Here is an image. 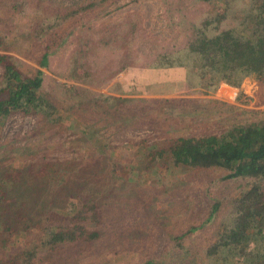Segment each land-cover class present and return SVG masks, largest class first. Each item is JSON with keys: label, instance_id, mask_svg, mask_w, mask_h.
I'll use <instances>...</instances> for the list:
<instances>
[{"label": "rangeland", "instance_id": "374dc122", "mask_svg": "<svg viewBox=\"0 0 264 264\" xmlns=\"http://www.w3.org/2000/svg\"><path fill=\"white\" fill-rule=\"evenodd\" d=\"M90 1L97 0H0V53L11 54L25 72L48 50L43 88L67 117L63 131L40 115L15 114L0 126V172L12 167L22 175L4 207L18 231L28 215L37 218L19 241L0 246V258L31 243L40 246L37 264H218L204 250L222 222L232 224L229 199L243 181L226 178L222 168H186L167 151L152 162L146 154L167 150L177 136L264 120V87L245 78L240 88L221 83L205 95L187 69L147 64L157 48L183 47L192 26L206 17L225 13L219 29L234 27L232 10L247 0L214 11L200 0H110L55 25L61 11ZM38 23L52 24L29 37ZM1 73L0 67V80ZM239 90V98L230 97ZM47 161L66 170L52 182L55 189L40 182ZM34 164L35 173L29 171ZM88 196L101 218L88 227L100 237L49 251L45 227L69 223L76 202ZM215 202L220 205L211 215ZM258 238L263 244L264 236Z\"/></svg>", "mask_w": 264, "mask_h": 264}, {"label": "trees", "instance_id": "16d2710c", "mask_svg": "<svg viewBox=\"0 0 264 264\" xmlns=\"http://www.w3.org/2000/svg\"><path fill=\"white\" fill-rule=\"evenodd\" d=\"M107 1L110 0L90 1L65 9L55 19V25L83 15ZM200 1L210 3V10L214 11L220 7L230 8L235 0ZM226 17L225 13H221L204 18L201 26H192L183 47L176 50L157 48L155 58L147 67L187 69L197 79V89L205 95L215 93L221 83L240 88L245 78H253L259 88H263L264 0H247L244 7L232 10V17L237 20L236 25L219 29ZM51 24H36L32 28L33 35L29 37H40L51 28ZM134 27L132 24L131 29ZM131 33L134 34L135 31ZM29 37L26 36L27 39ZM89 49L90 47L77 51L87 53ZM48 54V50L43 51L37 61L38 67H31L23 72L11 54L0 53V126L10 116L20 114L40 115L48 127H56L59 131L66 129L67 117L43 88V69L47 67ZM241 95L239 90L236 97ZM165 151L175 163L186 168H222L227 171L226 178L243 181L241 188L229 199L233 213L232 224L222 222L218 226L217 237L205 248V256L215 258L218 264H264V243H260L258 238L264 236V120L233 123L219 133L177 136L167 150H151L146 158L152 162L163 156ZM35 165L30 167V172L35 173ZM62 165L60 163L54 168L48 161L45 165H40V170L44 172L40 174V182L48 185L60 182L63 178L60 174L66 173ZM117 165L113 162L112 170L118 169ZM21 179L22 175L17 168L9 167L0 172L2 247L15 240L19 241L37 220L33 213L28 215L22 229L18 231L12 224L11 212L4 207L8 191ZM52 188L55 189L54 185ZM219 205V202L212 205L211 215L218 210ZM75 206L69 223L59 224L57 227L46 226L43 230L42 243L49 251H53L55 246L91 243L100 237L97 229L88 227L101 222L94 199L88 196L87 200L81 201L80 198ZM196 229L197 227H191L189 232ZM181 237L180 235L175 240L179 241ZM250 241L254 242L253 247H249ZM39 249L37 244L26 243L14 253L0 258V264H37ZM151 263V260L144 262Z\"/></svg>", "mask_w": 264, "mask_h": 264}, {"label": "built area", "instance_id": "2783aa9c", "mask_svg": "<svg viewBox=\"0 0 264 264\" xmlns=\"http://www.w3.org/2000/svg\"><path fill=\"white\" fill-rule=\"evenodd\" d=\"M237 93H238V91L236 92V91H234L233 92V94L230 96V97H233V98H235L236 96H237Z\"/></svg>", "mask_w": 264, "mask_h": 264}, {"label": "crops", "instance_id": "0c3cea01", "mask_svg": "<svg viewBox=\"0 0 264 264\" xmlns=\"http://www.w3.org/2000/svg\"><path fill=\"white\" fill-rule=\"evenodd\" d=\"M222 85L227 86V87H229L230 89H234V87L228 86V85H226V84H221V86H222Z\"/></svg>", "mask_w": 264, "mask_h": 264}]
</instances>
